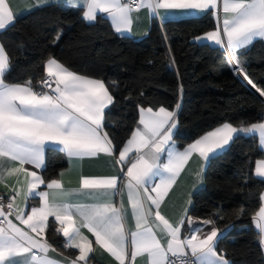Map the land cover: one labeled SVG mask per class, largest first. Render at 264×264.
I'll return each mask as SVG.
<instances>
[{"label": "snow or ice", "instance_id": "snow-or-ice-1", "mask_svg": "<svg viewBox=\"0 0 264 264\" xmlns=\"http://www.w3.org/2000/svg\"><path fill=\"white\" fill-rule=\"evenodd\" d=\"M47 3L49 0H36L37 6ZM80 4L86 8L83 14L86 21L94 22L99 13H105L118 33L131 30V13L143 7L156 15L159 9H218V0H80ZM80 4L69 0L71 7ZM222 12V18L217 15V30L208 32L203 39L226 47L233 60L237 49L247 47L256 38L264 39V0H222ZM14 19L8 0H0V30L12 25ZM10 66L9 55L0 45V183L5 182L6 176L23 173L26 184V190L12 188L13 195L6 206L0 202V264H66L67 258L62 262L47 256L49 250L55 251L44 235L49 217H54L59 224L56 231L66 238L65 247L79 250L70 264L81 261L87 264L89 253L94 250L93 241L82 228H87L95 237V244L112 255L118 264H125L126 260L134 264L137 256L145 254L147 264H229L216 250L218 229L203 233L200 227L191 228V234L182 239L185 219L191 226L193 218L185 210L182 218L172 223L161 214L160 207L193 153L207 160L210 153L224 148L237 132L258 133L264 148V122L239 127L225 123L184 151H178L170 143L177 128L174 113L163 107L159 112L141 109L139 124L143 129L137 128L116 160L122 165V171L123 165H127L124 188L128 190V202L135 218L132 231L125 227L123 204L118 207L111 201L112 193L118 190L117 177L82 178L81 190L95 194L98 202L74 204L68 202L71 194L63 189L59 179L46 184L49 191L37 192L45 180L36 171L24 167L26 164L37 169L43 167L46 148H58L69 158L114 154L102 123L104 109L113 102L105 83L76 74L55 58H49L45 64L46 78L40 81L41 87L37 90L31 80L24 84L6 83L4 76ZM238 71L264 96V90L249 79L243 68ZM131 152L135 156L129 158ZM256 174L264 177V160L257 162ZM17 183H21L19 176ZM22 192L25 202L30 196H39L41 206L32 207L30 214H26L15 204ZM12 216L25 227L14 223ZM257 216L264 243V207ZM200 223L209 225L213 221L205 219Z\"/></svg>", "mask_w": 264, "mask_h": 264}, {"label": "trees", "instance_id": "trees-1", "mask_svg": "<svg viewBox=\"0 0 264 264\" xmlns=\"http://www.w3.org/2000/svg\"><path fill=\"white\" fill-rule=\"evenodd\" d=\"M211 12L202 17L154 21L147 37L133 40L117 35L110 23L99 18L88 24L82 10L64 5L37 8L0 32V43L11 66L6 83L31 80L39 90L45 63L55 58L76 74L102 80L113 96L104 112V131L119 153L136 127L141 108L177 111L174 142L185 148L225 123L233 126L262 121L264 101L229 64L219 46L196 39L217 29ZM241 68L264 90V42L244 51ZM257 136L237 135L228 150L205 166V186L193 196L191 216L210 219L224 232L217 252L231 264H264L260 233L254 218L264 193V180L255 177V163L264 156ZM45 183L57 179L68 166L65 154L46 150ZM50 223L47 238L56 249L65 240Z\"/></svg>", "mask_w": 264, "mask_h": 264}, {"label": "crops", "instance_id": "crops-1", "mask_svg": "<svg viewBox=\"0 0 264 264\" xmlns=\"http://www.w3.org/2000/svg\"><path fill=\"white\" fill-rule=\"evenodd\" d=\"M8 2L10 3V7L15 14L14 21H16L20 17L28 14L29 12H31L37 8H40V7L44 8V6H48V5L57 4V5H64L67 7H71V6H69V0H49V3L44 4V5H40V6L36 5V0H8ZM74 2H76L77 4H80V0H74ZM72 8L81 9L82 10V19H84L83 14H84V11H86V8H84L82 4H80L79 7H72ZM209 12H211L213 14V17L215 18V21L217 23L216 26L218 27L219 22H218L217 15L219 13L221 18L223 16L222 0H218V9H209V10H205V11H200V10H195V9H159V14L156 15V14H150L149 9L146 7L140 8L139 11L134 10L131 13V17H132L131 30L128 32H124V33H118L115 30V27L113 26L111 19L105 13H99L97 15V19L94 22H96L99 18L103 17L104 19H106L110 23L112 30H114V32L117 35L127 36V37L132 38L133 40H141V39L147 37L148 33L150 32V28L152 26V23L154 21L164 23V22L172 21V20L196 18V17H202V16L206 15V13H209ZM84 21L88 24L94 23V22L90 23V22L86 21L85 19H84ZM9 26H7V27H9ZM4 30H0V32H2ZM205 36H206V34L198 37V39H196V40L199 43H207V44H211L214 46H219V47L223 48V50L226 53L229 52L226 47L216 45L212 41H207L206 39H203V37H205ZM256 41H263L264 42V39L256 38L247 47L236 50V52H235V58L236 59L234 60L236 62V64H237V61L239 62L240 55L244 51L249 49V47ZM0 45H1V43H0ZM238 65L241 68L240 63H238ZM45 76H46V71H45ZM241 78L243 79L244 76ZM246 83L250 86V88H253L252 85L248 83V81ZM53 86H55V85H53ZM253 89L256 91V88H253ZM257 93L262 98V101H264V96H261L259 92H257ZM111 104H109L104 109V112L107 108H109V106ZM141 109H147V108H141ZM141 109L139 111V117H138L139 120H140V115H141ZM152 110H153V112H159V109H152ZM165 110H167V109H165ZM167 111H169V110H167ZM170 112L174 113L173 119L176 121L177 128H178V121H177V117H176L177 111H170ZM145 115L147 116V113H145ZM139 120L136 124L135 129L133 130L134 132L137 130V128L143 129V125L139 124ZM261 122H264V120H262ZM102 123L104 126V120ZM222 126H220V127H222ZM239 126H241V125H239ZM239 126H233V127H239ZM244 126H248V125H244ZM220 127H216L212 131H215L217 128H220ZM212 131H210V132H212ZM176 132H177V130L174 129L172 141L170 143L174 145L176 150L184 151L189 145L185 148H182V149L178 148L174 142V137H175ZM208 133H206L205 135H207ZM205 135H203V136H205ZM237 135H239V136L240 135L252 136V137L257 136L258 137L257 139L259 140V134L258 133L237 132V133L233 134V139H235V137ZM131 137H130V139H131ZM233 139L231 141H229V143L227 145H225L224 148L217 149L215 153H210L209 158L207 160H204L202 157H200L198 153H193L191 155L188 162L185 164L184 169L180 172L179 176L176 179V182L172 185L171 189L168 191L167 196L165 197L164 201L161 204L160 211H161V214L165 216V218H167L172 223H176L177 221H179L182 218V216L185 213V210H187V215L192 217L190 212H191V209L193 206L192 205L193 204V196L196 194L197 191H199L202 187L204 188V186H205V179H204L205 178V170H206L205 166L208 164V162L211 158L217 156L221 152L228 150V148L230 147V145L233 142ZM195 141H193V143ZM124 145H126V144H124ZM259 145H260V141H259ZM113 148H114V146H113ZM260 148H261L262 152L264 153V148H262L261 145H260ZM47 149L48 148H46V150ZM55 149H58V148H55ZM60 151H62V150H60ZM62 152L66 156L68 166L65 170H63V172H59L60 174H59L57 179L61 180L63 189L71 194L67 198L68 202L74 203V204H86V205H91V204H95L98 202L95 194L90 195L87 193V190H81L80 182H81L82 178L117 177L118 178V183H117L118 190L114 191L112 193L111 201L118 207L121 204H123L125 227L128 230L134 231L135 230V218L132 215V208L128 202V190L126 188H124V184H125L126 179H127L125 176L127 165H123L124 171H122L121 170L122 165L116 163V160L119 158V153H116L115 149H114L113 155H107L105 153H98L95 156H83V157L69 158L64 151H62ZM134 156H135V152L129 153V158H132ZM45 160H46V151L44 154V165H43V167L37 169V168H34L31 164H26V165H24V167L29 171H36L38 175L42 176L41 172L44 170V168L46 166ZM162 160H164L166 162V156H163ZM261 160H264V156ZM258 161H260V160H258ZM257 162L254 164L255 165V169H254L255 177H257L261 180H264V177H260L256 174ZM8 164L12 165V166L19 167V165L15 164L14 162H8ZM18 176H19V179L21 181L20 184L17 183ZM42 178H43V176H42ZM24 180H25V177H24L23 173L18 174V175L14 174L12 176H6L5 182L0 183V193H3L10 198L13 195V192H12L13 187L26 190V184L24 183ZM36 191L40 192V191H49V190L46 188V183H45L43 185H40L36 189ZM152 195H155V193H153ZM262 197H264V193H263ZM189 200L191 201L190 204H189ZM260 203H261L260 208L264 207V199H262V201ZM15 204L19 205V207L21 209H23L26 214H30V210L32 207L41 206V201H40L39 196L33 195V196H30L28 198V200L25 202L24 198H23V192H22L21 196L17 197ZM258 212H259V210L257 211V213ZM257 213H256L255 218H254V223H255V227L257 228V230L260 233V229L257 227V221L259 220ZM216 218H217L216 215L211 216L210 220H212L213 223L209 224V225H202L200 223V221H202V220L193 218L194 223L191 226H189L187 224V220L185 219V224L181 228V238L183 239L184 237H188L191 234L190 233L191 228L200 227L202 229L203 233L210 232V230L212 228L218 229L215 225ZM10 219H12L13 222L16 223L19 227H21V228L25 227L24 225L20 224L19 221L15 220V216L10 217ZM152 219H154V217H152ZM50 223L54 224L56 226V228L59 227V224L55 221V218L49 217L48 226H47L46 232L44 234L45 239H47V240H48V238L46 237L47 236L46 233H47V230L50 226ZM156 223H159V222L157 221ZM81 231L86 236H88L91 241H93V249L94 250H93V252L89 253L87 264H118V261H116L112 255H110L108 252L104 251V249L100 248L98 245L95 244V242H94L95 237L92 236V234L90 232H88L87 228H82ZM223 233L224 232L218 230V240L223 235ZM33 235H35V234H33ZM61 236H63V235L61 234ZM63 238H64L65 244H66L67 240L64 236H63ZM259 241H260L261 246H262V250H263L262 253H264V243L261 242V234H260ZM48 242H49V240H48ZM52 248L55 249V251L49 250V252L47 253L48 258L55 260V261H62V262L65 261V258H67L66 264H70V261L72 259H75V257H77L79 255V250L75 249V248H69V247L65 248L68 250L76 251V255L74 257L69 256L65 252H62V251L56 249V247L53 245H52ZM34 251H36V250H34ZM130 251H131V248L129 247V252ZM218 254L222 255L220 253H218ZM38 255H40V254L38 253ZM189 255H190V251H189ZM222 256L227 261H229V264H231L230 260H228L224 255H222ZM147 260H148V258L146 256V254L142 255V256H137L134 264H147ZM79 264H85V262L81 261V262H79ZM125 264H129V261L126 260Z\"/></svg>", "mask_w": 264, "mask_h": 264}, {"label": "built area", "instance_id": "built-area-1", "mask_svg": "<svg viewBox=\"0 0 264 264\" xmlns=\"http://www.w3.org/2000/svg\"><path fill=\"white\" fill-rule=\"evenodd\" d=\"M226 56H227V58H228V60L230 62L229 64H231L235 74L237 76L243 77L242 74H240L239 71H238V68H240L239 65L236 64V62L231 58V55H230L229 52L226 53ZM40 87H41V85H40ZM40 87H39V89H40ZM44 90L47 91L48 89H44ZM9 200H10V198L8 196H6L3 193H0V202H2L5 206L7 205V203H9ZM5 210H6V208H5Z\"/></svg>", "mask_w": 264, "mask_h": 264}, {"label": "water", "instance_id": "water-1", "mask_svg": "<svg viewBox=\"0 0 264 264\" xmlns=\"http://www.w3.org/2000/svg\"><path fill=\"white\" fill-rule=\"evenodd\" d=\"M243 80H244L245 82H247L244 78H243Z\"/></svg>", "mask_w": 264, "mask_h": 264}]
</instances>
